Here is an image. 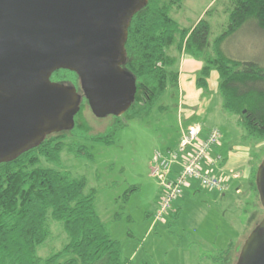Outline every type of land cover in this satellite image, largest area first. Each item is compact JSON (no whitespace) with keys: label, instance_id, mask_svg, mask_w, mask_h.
I'll list each match as a JSON object with an SVG mask.
<instances>
[{"label":"trees","instance_id":"1","mask_svg":"<svg viewBox=\"0 0 264 264\" xmlns=\"http://www.w3.org/2000/svg\"><path fill=\"white\" fill-rule=\"evenodd\" d=\"M184 1L149 0L132 18L124 68L135 78L137 92L126 114L144 120L155 109L166 111L167 106L160 101L170 89L178 97L182 54L202 62L196 86L206 94L208 80L216 72L217 95L224 112L235 117L243 138L254 143L250 190L242 192L240 196L245 195V200L241 197L239 202L245 203L242 213L246 212L249 220L260 216L256 228L264 213L263 207L256 204L257 200L260 202L256 174L264 154L255 151L256 145L264 143V59L259 62L230 58L224 52V44L243 29H252V33L264 36V0H215L190 28L180 26L173 17ZM219 11L229 15L228 23L211 42L212 25L207 19ZM52 79L69 86L81 84L78 75L69 70L55 72ZM83 99L73 130L49 135L38 147L0 165V264H127L122 258L121 243L111 237L108 225L95 210L97 191L87 189L85 177L71 180L59 170L63 152L91 161L94 154L87 143L110 144L126 126L120 117L113 116L116 120L105 132L94 134L83 117L85 106L89 107L87 99ZM234 186L231 192L241 188ZM135 189L124 193L122 208ZM173 212L174 206L165 222L172 215V219L178 218L180 211L176 215ZM155 213L149 215L154 219ZM119 218L120 214L115 220ZM54 224L61 226L65 241L60 249L43 257L39 249L52 240ZM218 259L226 262L220 264L230 262L219 256L215 262Z\"/></svg>","mask_w":264,"mask_h":264},{"label":"rangeland","instance_id":"2","mask_svg":"<svg viewBox=\"0 0 264 264\" xmlns=\"http://www.w3.org/2000/svg\"><path fill=\"white\" fill-rule=\"evenodd\" d=\"M214 2L186 0L182 8L173 13V17L180 26L190 28L197 23L206 7L211 4V8ZM219 10H222L221 6ZM228 18L229 15L222 11L208 17L212 25L211 42L225 29ZM252 32V29H243L229 38L224 44L225 54L237 60L261 62L264 59V36ZM211 98L214 101L207 111L205 123L210 127L215 125L221 131L223 149L228 151L235 146L241 150H253L254 143L243 138L235 117L222 110L220 97L216 94ZM179 100L170 89L160 101V104L167 106L165 112L155 109L144 120L124 114L120 118L126 126L116 133L110 144L87 143L92 148L93 160L75 157L65 151L59 170L71 180L85 177L87 189L97 191L95 210L108 225L111 237L121 243L122 258L127 264L222 263L220 259L215 262L216 256L226 257L229 264H235L247 237L260 218L257 215L249 220L246 212L239 210L237 200L241 197L244 200L245 195L238 196L232 191L225 197H219L218 193L213 195L208 189L200 188L201 195L194 198L192 192L185 191L183 201L178 203L181 207L177 219H172V215L169 224H158L149 215L154 214L159 207L157 202L161 190L157 180L150 176V167L157 151L174 148L178 141ZM83 117L94 134L105 132L116 120L113 116L97 118L88 106L84 108ZM255 151L264 154V143L256 145ZM213 170L216 177H222L218 165ZM233 170L232 173L238 175V182L243 185L239 190L245 192L247 188L243 182L247 171L244 173L245 169L238 167ZM133 187L135 191L122 208L124 193ZM260 202L257 200L256 204L262 208ZM257 211L261 212L260 209ZM118 214L120 218L115 220ZM53 235L52 240L39 249V255L46 257L62 247L65 235L60 225H53Z\"/></svg>","mask_w":264,"mask_h":264},{"label":"water","instance_id":"3","mask_svg":"<svg viewBox=\"0 0 264 264\" xmlns=\"http://www.w3.org/2000/svg\"><path fill=\"white\" fill-rule=\"evenodd\" d=\"M149 0H0V165L71 131L82 95L52 82L59 70L78 75L92 114L121 117L137 86L125 70L132 18ZM256 185L264 209V160ZM236 264H264V217Z\"/></svg>","mask_w":264,"mask_h":264},{"label":"crops","instance_id":"4","mask_svg":"<svg viewBox=\"0 0 264 264\" xmlns=\"http://www.w3.org/2000/svg\"><path fill=\"white\" fill-rule=\"evenodd\" d=\"M210 5L211 4H209L206 7L204 12L200 16L199 20L204 16L205 12L210 8ZM201 68H202V62L194 60L182 54L180 58V64H179L178 93H177L178 99H180L179 103H177V121H178L180 133H179L178 141L176 142L175 147H177L179 143L182 127L183 128H188V127L200 128L202 131V135H201L202 138H206L209 132L213 128H216L215 125L214 127H210L206 125L205 121H206L207 111L210 109L211 104L214 101V98H216V97L211 98V96L217 94L218 74L216 72H213L211 74V77L208 80L209 93L206 94L205 92H203L202 89H199L196 86L198 73L200 72ZM221 108H222V103H221ZM220 142H221V139H220ZM219 146H216L218 149L216 147L212 149L211 159L214 161V164L218 165V172L221 174L222 178L227 180L229 189L227 192H224V193H220L218 191L214 192V191L209 190L211 191L210 193L213 195H216V193H218L219 197H225L227 193L231 192L232 187L234 185L236 186L239 185L243 187L242 183L238 182V175H235L232 173L235 167H238V169L244 168L245 169L244 173H246L247 171V176H245L243 183L245 187L247 188V190L245 189V191H249L250 190L249 180H250V175H251V170H252V160H253L252 159V155H253L252 149L247 148V149L241 150L233 146L232 148H229V150L227 151L223 149L224 147L223 143L222 144L220 143ZM170 148L171 147H169L168 149ZM154 158H153V162H154ZM174 170L175 172H177L178 168L176 167ZM214 173H215V170H214ZM200 188L201 186L196 180H191L189 185L185 188L184 192L185 191L190 192V193L192 192L195 198L201 195V193L199 192ZM241 192L242 190H237L236 194L240 196L239 194ZM182 197H180L175 202L173 214L177 213L178 210H180L181 206L178 203L180 200L183 201ZM161 199H162V191L160 190V195H159V200L157 202V205L160 204ZM239 199L237 200L238 208L241 212H243L245 203L244 202L240 203L239 201L241 200ZM168 223H169V219H168Z\"/></svg>","mask_w":264,"mask_h":264},{"label":"built area","instance_id":"5","mask_svg":"<svg viewBox=\"0 0 264 264\" xmlns=\"http://www.w3.org/2000/svg\"><path fill=\"white\" fill-rule=\"evenodd\" d=\"M201 135L198 127H182L177 147L156 152L151 176L161 188L162 199L154 222H165L191 180H196L202 188L211 191H228L227 180L214 175L216 164L211 159L212 149L220 145L221 131L214 128L206 138ZM176 167L177 172L174 170Z\"/></svg>","mask_w":264,"mask_h":264},{"label":"flooded vegetation","instance_id":"6","mask_svg":"<svg viewBox=\"0 0 264 264\" xmlns=\"http://www.w3.org/2000/svg\"><path fill=\"white\" fill-rule=\"evenodd\" d=\"M51 81L52 82H56V81H54L53 79H52V77H51ZM73 87H75L76 89H77V92L80 94V95H82V103H83V101H84V96H83V91H82V88H81V84H79L78 82L76 83V85H74Z\"/></svg>","mask_w":264,"mask_h":264}]
</instances>
